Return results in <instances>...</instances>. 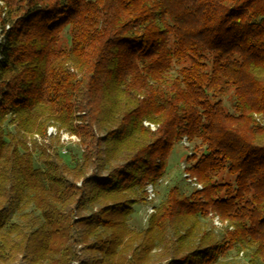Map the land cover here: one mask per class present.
I'll list each match as a JSON object with an SVG mask.
<instances>
[{
    "label": "trees",
    "instance_id": "16d2710c",
    "mask_svg": "<svg viewBox=\"0 0 264 264\" xmlns=\"http://www.w3.org/2000/svg\"><path fill=\"white\" fill-rule=\"evenodd\" d=\"M2 1L0 264H214L230 247L264 259V0ZM49 124L79 137L71 164L28 140ZM183 136L203 147L189 166L203 188L167 184L130 229ZM209 210L233 229H204Z\"/></svg>",
    "mask_w": 264,
    "mask_h": 264
},
{
    "label": "rangeland",
    "instance_id": "374dc122",
    "mask_svg": "<svg viewBox=\"0 0 264 264\" xmlns=\"http://www.w3.org/2000/svg\"><path fill=\"white\" fill-rule=\"evenodd\" d=\"M1 5L4 6L2 0H0V6ZM3 10H5V6L3 7ZM0 30H1V26H0ZM224 105L225 108L231 110V95H228L225 98ZM49 127L56 130V132H52L51 135H48L46 131V136L44 138L41 137L40 140L38 139L37 140L40 142H46L48 144H51L53 147H55L58 150L63 160L67 164H71V156L80 155L82 151L81 145L79 143L80 140L79 137L76 134L69 132L67 129L65 130L64 128H59L56 124L47 125V130ZM5 128H7V130H13V124L7 122L5 123ZM27 137L28 140L31 139V143L32 140H36L35 137H32L31 133L28 134ZM202 150H203L202 146L194 147L191 141H190V146L188 147L182 145L181 143L177 144L174 147L173 152L169 157L168 169L165 176L161 178L162 181L161 179H159L158 182L155 184L157 191V195H156L157 197L155 201L156 204H158L161 201V199L164 198L167 191V187H166L167 184L177 183L179 184L181 189L184 190L185 192L190 191L189 186L186 185L184 180L181 178L180 164L182 162H185L187 164L191 163L193 160L194 153L195 152L197 153L198 151H202ZM190 151H192L191 155L188 154V152ZM221 174L224 175V178L232 180L231 176L227 175L225 172H222ZM138 198L139 200L137 201V203L134 204L133 211L127 217L128 227L134 230H140L141 228H143L149 217V216L146 217L144 213L145 212V201L143 199L144 195L141 194ZM95 209H96V205L93 207H88L83 213L90 214ZM26 210L33 211L36 216H39L40 212L36 210L33 205H29L28 207H26L24 211ZM21 212L22 211L20 208V204L15 205L11 209L10 220L18 224L21 223L22 222V218L20 217ZM216 216H218L220 223L216 221L217 220L215 218ZM201 221L204 229L210 230L217 236H221L226 226L228 227V230L233 229L232 225L230 226L227 225L229 224V221L222 219L219 216V214L216 213L214 210H209L207 216L201 218ZM252 250L253 249L251 247H240V248L230 247L227 249L225 253L220 255V257L218 258V262L214 264H251L250 258L252 257V252H253ZM78 261L79 259H74L69 264H78L79 263ZM8 264H26V262L22 258H18L15 261L10 262ZM148 264H155V262L150 261ZM257 264H264V259L259 257L257 259Z\"/></svg>",
    "mask_w": 264,
    "mask_h": 264
},
{
    "label": "built area",
    "instance_id": "2783aa9c",
    "mask_svg": "<svg viewBox=\"0 0 264 264\" xmlns=\"http://www.w3.org/2000/svg\"><path fill=\"white\" fill-rule=\"evenodd\" d=\"M1 37V35H0ZM255 119L263 124L264 123V119L261 115L255 113L254 114ZM145 125H149L152 129H155L156 125L154 123H150L148 121L144 122ZM52 132H56V130H54L53 128H48L47 130V134L51 135ZM32 137H35L36 140H40L41 136L38 133H33ZM180 143L184 146H190V141L188 140V138L186 136H183L180 140ZM189 155L192 154V151L188 152ZM191 163L187 164L185 162H182L180 164V169H181V178L184 180L185 184H187L189 187L195 188V189H202L203 188V184L199 181V179L197 178V176L195 174H193L190 170H189V166ZM162 181V179H161ZM157 195V191H156V187L155 184L152 182H148L145 185V195H144V201H145V215L146 217H148L151 213H153L155 211V206H156V196ZM219 222V218L218 216L215 217ZM145 220V219H144Z\"/></svg>",
    "mask_w": 264,
    "mask_h": 264
}]
</instances>
